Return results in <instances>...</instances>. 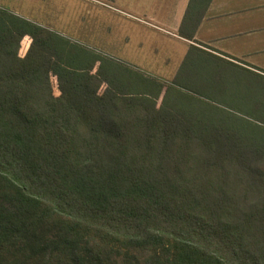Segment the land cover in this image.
I'll return each instance as SVG.
<instances>
[{
    "label": "trees",
    "instance_id": "obj_1",
    "mask_svg": "<svg viewBox=\"0 0 264 264\" xmlns=\"http://www.w3.org/2000/svg\"><path fill=\"white\" fill-rule=\"evenodd\" d=\"M204 54L165 84L0 8V264H264V132L214 103L264 77Z\"/></svg>",
    "mask_w": 264,
    "mask_h": 264
},
{
    "label": "rangeland",
    "instance_id": "obj_2",
    "mask_svg": "<svg viewBox=\"0 0 264 264\" xmlns=\"http://www.w3.org/2000/svg\"><path fill=\"white\" fill-rule=\"evenodd\" d=\"M186 2L180 0V3ZM162 3H167V11L171 9L173 12V3H179V0H0V8L8 9L151 78L171 84L183 68L187 54L179 40L154 29L159 27L176 32L173 23L161 22ZM30 42V38L24 39L22 55ZM194 66L197 73L204 70L199 63ZM53 81L58 94L54 78ZM242 85L245 82L233 85L230 92H238L244 88ZM260 95L264 103V92ZM196 96L207 100L206 97ZM214 101L229 114L252 123L264 132V114L246 112L233 102ZM54 235L55 231L42 233L45 242L52 240ZM24 263L28 264V261Z\"/></svg>",
    "mask_w": 264,
    "mask_h": 264
},
{
    "label": "crops",
    "instance_id": "obj_3",
    "mask_svg": "<svg viewBox=\"0 0 264 264\" xmlns=\"http://www.w3.org/2000/svg\"><path fill=\"white\" fill-rule=\"evenodd\" d=\"M190 1L173 3V12L167 11V3L161 4V22L173 23L175 33L154 29L179 40L186 54L192 46L204 51L205 63L209 60L221 64L214 57L225 61L222 65L237 71L242 80L264 77V0H211L194 39L188 40L179 32Z\"/></svg>",
    "mask_w": 264,
    "mask_h": 264
}]
</instances>
